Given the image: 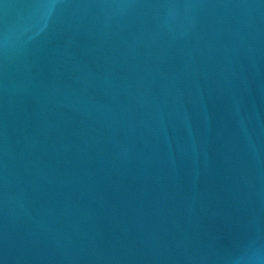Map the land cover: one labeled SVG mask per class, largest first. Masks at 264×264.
<instances>
[{"label": "water", "instance_id": "1", "mask_svg": "<svg viewBox=\"0 0 264 264\" xmlns=\"http://www.w3.org/2000/svg\"><path fill=\"white\" fill-rule=\"evenodd\" d=\"M0 264H264V0H0Z\"/></svg>", "mask_w": 264, "mask_h": 264}]
</instances>
